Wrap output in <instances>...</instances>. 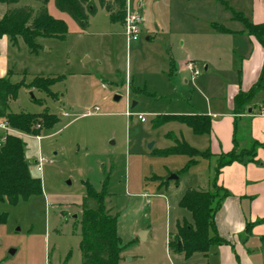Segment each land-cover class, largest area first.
Listing matches in <instances>:
<instances>
[{
	"label": "rangeland",
	"instance_id": "rangeland-1",
	"mask_svg": "<svg viewBox=\"0 0 264 264\" xmlns=\"http://www.w3.org/2000/svg\"><path fill=\"white\" fill-rule=\"evenodd\" d=\"M92 1L96 12L81 32L48 0V14L64 23L66 33L38 37L36 54L20 39L16 47L7 37L0 44L7 69L28 70L25 76H10L11 83H29L38 75L56 79L47 92L20 87L17 98L8 100L9 112L36 115L44 110L58 118L38 139L13 133L25 145L29 173L41 181L42 194L14 206L0 202V214L6 215L0 224V264H81L84 184L99 191L105 181L109 196L104 203L117 217V234L125 246L122 264H205L201 254L178 261L168 252L166 238L177 225L192 224L179 202L188 189L198 190V176L212 179L217 159L199 157L188 166L187 156L161 154L181 137L203 148L204 136L173 121L152 124L163 114L202 110L206 98L223 99L224 85L235 82L231 69L247 52L242 36H222L215 27L244 32L236 13L254 22L261 18L264 0H129L130 10L141 19L138 38L130 42L123 25ZM23 6L39 9L34 0L0 3V18ZM178 48L212 63L208 74L204 63L197 64L195 78L214 74L207 92L198 91L195 78L170 69V52ZM260 98L256 95L252 103L259 104ZM86 111L92 114L84 116ZM39 158H44L40 171ZM172 174L178 181L164 183ZM140 231H146L143 241ZM256 243V253L248 256L254 264H264V240Z\"/></svg>",
	"mask_w": 264,
	"mask_h": 264
},
{
	"label": "trees",
	"instance_id": "trees-1",
	"mask_svg": "<svg viewBox=\"0 0 264 264\" xmlns=\"http://www.w3.org/2000/svg\"><path fill=\"white\" fill-rule=\"evenodd\" d=\"M20 0H0L1 4L15 5ZM39 4L35 12L30 7L8 9L0 18V38L5 36L9 43L17 46L18 39L22 40L32 54L38 51L36 39L38 37L62 38L66 33V26L61 20L48 14V0H34ZM101 9L106 11L113 21L122 25L125 18L127 0H97ZM56 9L71 18L82 32L88 28V20L96 12L92 0H54ZM236 19L243 23L247 35L252 36L264 47V22L253 24L245 19L242 14L236 13ZM32 26V28H31ZM219 33H228L224 26L215 27ZM23 76L28 74L27 69L17 70L10 67L5 77L0 78V120L13 131L25 135L38 136L41 130L50 129L58 118L43 110L40 114L25 112H9L8 100L17 98L20 87L28 90L47 92L56 79L35 76L29 83L21 80L11 83L10 76L14 74ZM264 93V64L261 66L257 82L247 91L238 92L234 99V113H244L245 108L253 101L256 95ZM40 103V102H38ZM177 122L191 130L196 136L209 135L211 120L207 115H160L153 120V126L166 122ZM237 150L236 147L227 153L216 157L214 175L211 179L209 190L188 189L181 197L179 206L186 210L192 219V224L187 222L177 225L176 231L169 235L168 252L188 258L195 253L205 254L213 246L227 244L221 239L214 225V215L220 208L228 192L217 185L220 170L233 162H242L247 157L252 161L255 148ZM164 155H184L189 158L188 166L196 163V158L213 155L210 152H200L190 147L183 140L174 139V145L161 151ZM248 160V159H247ZM167 183V182H164ZM85 195L81 200L80 216V252L81 264H122L125 259L121 239L117 234V217L107 209L104 200L108 195L105 191L106 181L97 191L89 183H85ZM42 194L41 181L29 173L28 163L25 158V145L22 139L10 133H0V202L16 205L27 201L33 196ZM6 220L5 214H0V224ZM256 224H264V218ZM254 225V224H253ZM247 223V229L253 226Z\"/></svg>",
	"mask_w": 264,
	"mask_h": 264
},
{
	"label": "crops",
	"instance_id": "crops-1",
	"mask_svg": "<svg viewBox=\"0 0 264 264\" xmlns=\"http://www.w3.org/2000/svg\"><path fill=\"white\" fill-rule=\"evenodd\" d=\"M127 2L129 4V0ZM139 6L140 4H137V7ZM261 22H264V11L261 13V18L252 23ZM228 31V33L217 32L222 36H242L247 53H243L237 67L231 69L235 73V82L224 85L223 99L206 98L202 110H194L187 114L163 115H207L211 120V132L209 135H201L204 136L203 148L189 144L183 137L178 140H183L200 152H210L213 155L211 158L227 153L235 147L237 150H245L252 148L253 144H259L254 150L252 161L245 157L242 162H233L224 166L217 177V185L225 189L228 196L223 199L214 215V225L218 236L227 244L213 246L205 254L195 253L201 254L205 264H254L252 257L248 255L256 253L257 238L264 240V224H256L258 220L264 218V95H262L264 93H261V102L259 104L251 102L244 113H234L233 99L238 92H247L257 82L261 66L264 64V47L254 37L244 35L245 30L243 32L228 29ZM5 38V36L0 38V44ZM181 45L180 47H184V42ZM172 49L174 45L171 46L170 51ZM199 61L205 64L203 70L208 74L213 66L212 63L206 59L200 60L191 50L185 52L182 48H178L174 50V54L170 52L169 67L174 73H185L192 81L199 75L197 68ZM188 63L198 71L196 76L187 69ZM7 71V63L0 59V78L5 77ZM212 78L214 74L210 73L194 79L201 94L207 92ZM197 179L198 190L210 187L209 175L198 176ZM247 223L254 225L247 229ZM175 257L178 261L182 258L177 255Z\"/></svg>",
	"mask_w": 264,
	"mask_h": 264
},
{
	"label": "built area",
	"instance_id": "built-area-1",
	"mask_svg": "<svg viewBox=\"0 0 264 264\" xmlns=\"http://www.w3.org/2000/svg\"><path fill=\"white\" fill-rule=\"evenodd\" d=\"M140 23L141 19L137 11H131L128 2L126 3V12H125V18L123 22V28L124 33L126 35L127 41H136L140 32ZM187 69L191 72L193 76H196L198 74V71L194 68V66L190 63L186 65ZM94 111H97V108H94ZM92 114V111H86L84 113V116H88ZM64 116H67L68 114L64 113ZM137 119H139L141 122L144 121L143 116L137 115ZM0 130L3 133H10L13 134L15 131L7 127L5 123L0 124ZM35 138L38 139V136ZM44 162V158H39L35 163L37 165V169L41 170V165Z\"/></svg>",
	"mask_w": 264,
	"mask_h": 264
},
{
	"label": "water",
	"instance_id": "water-1",
	"mask_svg": "<svg viewBox=\"0 0 264 264\" xmlns=\"http://www.w3.org/2000/svg\"><path fill=\"white\" fill-rule=\"evenodd\" d=\"M31 28H32V26H31ZM134 106V103L132 104V106L131 107H133ZM248 112H250V109H248ZM177 181L178 180V177L176 176V175H170L167 179H165V182H168V181ZM145 237H146V231H140L139 233H138V239L139 240H144L145 239ZM129 260V259H128Z\"/></svg>",
	"mask_w": 264,
	"mask_h": 264
}]
</instances>
